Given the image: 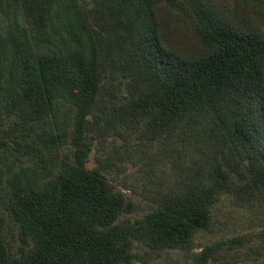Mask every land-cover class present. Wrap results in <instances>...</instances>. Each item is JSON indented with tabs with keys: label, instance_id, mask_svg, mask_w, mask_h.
Segmentation results:
<instances>
[{
	"label": "trees",
	"instance_id": "1",
	"mask_svg": "<svg viewBox=\"0 0 264 264\" xmlns=\"http://www.w3.org/2000/svg\"><path fill=\"white\" fill-rule=\"evenodd\" d=\"M225 194L264 227L262 33L211 0H0V264H150ZM191 255L264 264V228Z\"/></svg>",
	"mask_w": 264,
	"mask_h": 264
},
{
	"label": "rangeland",
	"instance_id": "2",
	"mask_svg": "<svg viewBox=\"0 0 264 264\" xmlns=\"http://www.w3.org/2000/svg\"><path fill=\"white\" fill-rule=\"evenodd\" d=\"M216 9L226 15L236 23H246L254 30L264 35V16L258 12L261 7V0H211ZM164 31L166 38L176 40L181 46L190 50H198L201 46L194 36L189 25L176 12L169 11L163 14ZM98 151L95 149L91 153L90 165L96 163L95 157ZM119 178L116 182L118 188L123 190L127 196L140 206L139 210L126 213L122 217L136 218L144 215L152 208V203L142 195L134 193L127 188ZM215 222L212 230L199 231L195 236V244L191 251L183 249H167L160 253L153 254L150 264H192L191 254L199 252L208 244H213L222 238H231L243 234H255L263 230L262 225H254L251 221V214L246 209L236 206L230 194L222 196L221 200L214 205ZM134 251L145 254V250L135 241ZM214 264H227L221 261ZM229 264H259L256 262H238Z\"/></svg>",
	"mask_w": 264,
	"mask_h": 264
}]
</instances>
